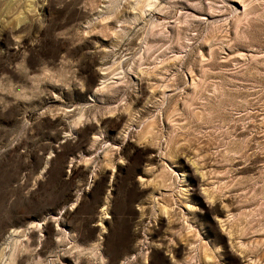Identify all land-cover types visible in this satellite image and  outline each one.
I'll use <instances>...</instances> for the list:
<instances>
[{"label": "rangeland", "instance_id": "rangeland-1", "mask_svg": "<svg viewBox=\"0 0 264 264\" xmlns=\"http://www.w3.org/2000/svg\"><path fill=\"white\" fill-rule=\"evenodd\" d=\"M0 264H264V0H0Z\"/></svg>", "mask_w": 264, "mask_h": 264}]
</instances>
